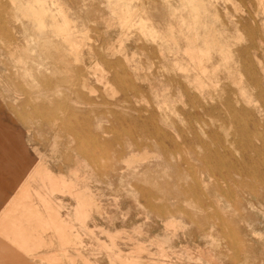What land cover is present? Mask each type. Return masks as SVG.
<instances>
[{
    "label": "rangeland",
    "instance_id": "rangeland-1",
    "mask_svg": "<svg viewBox=\"0 0 264 264\" xmlns=\"http://www.w3.org/2000/svg\"><path fill=\"white\" fill-rule=\"evenodd\" d=\"M263 111L264 0H0V160L31 157L0 210L33 173L66 223L3 262L264 264ZM45 170L93 198L86 216Z\"/></svg>",
    "mask_w": 264,
    "mask_h": 264
},
{
    "label": "bare ground",
    "instance_id": "bare-ground-1",
    "mask_svg": "<svg viewBox=\"0 0 264 264\" xmlns=\"http://www.w3.org/2000/svg\"><path fill=\"white\" fill-rule=\"evenodd\" d=\"M38 1V0H37ZM46 1V0H45ZM51 5L54 6L55 10L58 12V15H61L62 18H63V21L66 25L69 24V21L67 19V15L65 13V10L64 8L59 4L57 3V1H51L50 3ZM62 4V3H61ZM53 7L51 8H48V9H44L45 11L48 12L49 16L51 18H53L55 21L56 20V15L53 13V10H52ZM177 14V13H176ZM46 16V15H45ZM44 16V17H45ZM49 18V17H48ZM36 19V18H35ZM145 18L143 16H140V21H144ZM62 25V24H61ZM172 26H170L171 28ZM150 28H151V25H150ZM182 29V27H181ZM152 32H154L155 29H152ZM176 30V29H175ZM180 31V30H179ZM173 32V31H172ZM176 32V31H174ZM66 33V31H65ZM172 34V33H170ZM170 36V35H169ZM175 36V35H174ZM195 37V36H194ZM193 37V38H194ZM173 38V37H172ZM187 38V37H186ZM171 39V38H169ZM175 39V37H174ZM173 40V39H172ZM171 40V41H172ZM176 40V39H175ZM174 40V41H175ZM188 40V45L186 46V48H184V52L188 53V55L190 56L191 59H194L197 58L194 62V65L193 66L194 68L192 69H195V67L197 66L198 69L200 68V71L203 75H206L207 74V68L206 66L203 64L202 62V58L203 56H206L208 57L209 54L208 52L206 53H202L200 55L197 54L196 56L195 55H192L191 51H195V53L199 50H203L202 48L196 46L193 44V42H195V39H192V37L190 39H187ZM200 41V40H199ZM199 41L196 40V42L198 43ZM207 41V40H206ZM191 43V44H189ZM202 43V42H201ZM208 44V43H207ZM201 46V45H200ZM223 46V45H222ZM227 46V45H226ZM112 47V46H111ZM173 47V46H172ZM185 47V46H184ZM221 47V46H220ZM219 47V48H220ZM69 48V47H68ZM170 48V46H169ZM168 48V50H169ZM213 48V47H212ZM224 48V47H223ZM172 50V49H171ZM198 50V51H197ZM211 50V49H210ZM209 50V51H210ZM228 50V49H227ZM227 50H225L227 52ZM230 50V49H229ZM224 52V51H223ZM211 53V52H209ZM213 53V52H212ZM228 53V52H227ZM194 54V52H193ZM204 54V55H203ZM230 54V53H228ZM186 55V54H185ZM231 55V54H230ZM220 56V55H219ZM227 56V55H226ZM213 57V56H212ZM211 57V59H212ZM224 57V55L222 56V58ZM228 57V56H227ZM183 59V58H182ZM180 59V60H182ZM189 59V58H188ZM221 59V58H220ZM225 59V57H224ZM222 59V60H224ZM179 60V58L177 59ZM175 59V61H177ZM174 61V63H175ZM184 61V60H183ZM186 61V60H185ZM220 61V60H219ZM229 61V60H227ZM97 62V61H96ZM182 62V61H181ZM191 62V61H190ZM178 63V62H177ZM184 63H187L184 62ZM189 63V62H188ZM192 63V62H191ZM227 63V62H226ZM259 63V62H258ZM216 64V63H215ZM215 64L213 66H215ZM219 64L221 67H223L220 62L217 63ZM216 64V65H217ZM179 65V63H178ZM227 65V64H226ZM261 65V63H260ZM182 66V65H181ZM179 66V67H181ZM185 66V65H184ZM190 66V65H189ZM209 66H212V65H209ZM219 67V66H218ZM220 67V68H221ZM263 67V66H262ZM261 67V68H262ZM182 68V67H181ZM180 68V69H181ZM185 68V67H184ZM217 68V66H216ZM215 68V70H216ZM179 69V70H180ZM188 69V68H187ZM219 69V68H217ZM68 70V69H67ZM183 73L184 69H181ZM180 70V71H181ZM186 70V68H185ZM197 70V69H195ZM214 70V68H213ZM104 71V70H103ZM189 72V70H186ZM191 71V69H190ZM211 72H213L211 70ZM186 73V72H185ZM104 72H102V76L104 77ZM200 74V73H198ZM210 74V72H209ZM208 74V75H209ZM215 74V73H214ZM214 74H210L212 76H214ZM99 75V74H98ZM101 75V74H100ZM187 74H185L186 76ZM201 75V74H200ZM201 75V76H203ZM98 77V76H97ZM106 78V77H105ZM104 78V79H105ZM192 78V77H191ZM205 78V77H204ZM211 78V77H210ZM209 78V80H210ZM185 79V77H184ZM189 79V78H187ZM186 79V80H187ZM193 79V78H192ZM195 79H196V76H195ZM207 79V78H205ZM213 79H216L213 77ZM107 80V79H106ZM194 80V79H193ZM192 80V81H193ZM209 80H206V81H209ZM191 81V79H190ZM191 81V82H192ZM211 81H212V78H211ZM104 82V81H103ZM196 84L199 85L197 86V91L199 90L200 93L203 92V87L202 86V83L203 81H200L199 78L197 77V79L195 80ZM213 82H217L215 80H213ZM109 83V82H108ZM107 83V84H108ZM106 84V85H107ZM208 84V83H207ZM206 84V85H207ZM212 84V83H211ZM87 87V86H86ZM108 87V86H107ZM206 88V86H205ZM110 90V89H109ZM112 90V88H111ZM94 96V95H92ZM61 97V96H60ZM145 104V103H144ZM142 105V103H141ZM203 107V106H202ZM264 112V111H263ZM263 114V113H262ZM260 115V114H259ZM45 120V119H44ZM3 121V120H1ZM5 121V119H4ZM9 122V121H8ZM2 124V123H1ZM13 125V124H12ZM5 127V126H4ZM2 125H0V128L3 130V129H6V127L4 128ZM12 130L9 129V133L11 132ZM210 132V131H209ZM9 138H10V141L11 144H9L8 142L4 141V146L6 148H8L9 150V153L11 155H13L15 158H18V154L14 153V147H17L16 149H22V145L19 141H18V138L16 137H13L12 135H9ZM23 155V150L21 152ZM232 156V155H231ZM24 158L25 160L24 161H21V165H22V169L19 170V171H14V170H10V169H6V164H5V161L4 160H0V187L1 189H3L4 193L6 194L8 191L12 190L13 188V184L15 183V181L21 176L22 174V171L23 169L25 168V166L29 163H31V157L26 153L24 155ZM212 158V157H211ZM228 158H230L228 156ZM236 158V157H235ZM261 158V157H260ZM221 160V159H220ZM219 160V162H220ZM240 160V159H239ZM223 161V160H222ZM231 161V160H230ZM229 161V162H230ZM251 161V160H250ZM253 161V160H252ZM257 161V162H256ZM248 162V160H240V161H237L236 164L237 165H240L241 167H243L244 164H246ZM256 163H258V160H255ZM217 164V163H216ZM220 164V163H219ZM223 164V163H222ZM228 164V163H227ZM235 163H231V166L233 167L234 165H236ZM230 165V164H229ZM228 165V166H229ZM224 168H228V167H225L224 165ZM233 168H236L235 166ZM261 168V167H260ZM34 169V168H33ZM37 169L38 166H37ZM230 169V168H229ZM237 169V168H236ZM240 169V167H239ZM237 169V170H239ZM32 170V169H31ZM35 170V169H34ZM235 170V169H234ZM27 174V173H26ZM33 174V173H32ZM31 174V175H32ZM229 174V173H228ZM31 175L27 174L26 176H24V180H23V183L20 184V186L18 187L17 191L14 192V194L12 195V197L10 198L9 202L5 205V207L3 209L0 210V231L2 232L3 236L0 235V249L1 248H9V245L7 244V240H10V241H13V242H18L20 243L21 245H26L28 248L29 247H32V246H35L37 244H39V237L41 236L40 233L41 232H44L45 230H47L48 228L53 227L54 229L56 230H59L60 232L63 230V228L66 226V223H64V221L61 219V216L60 214L57 212V211H54L53 207L51 206V203L50 201L44 196V194L39 191V190H35V192L33 193L31 191V185L29 183V180L31 178ZM34 176V174H33ZM32 176V177H33ZM45 176L49 179V181L51 182V184L53 186H58V185H61V186H65L67 187L68 189L72 190V192L74 193V195L76 196L77 198V211H78V214L79 215H82V216H86L88 214V209L94 205V200L93 198L90 196V195H87V194H84L83 192H80L78 190H73V182L71 181H66L64 179L63 176L59 175H55L53 172L49 171V170H45ZM2 183H4V185H2ZM5 187V188H4ZM45 187V186H44ZM47 189V187H46ZM221 189V188H220ZM16 190V189H15ZM34 197H36L39 202H37ZM59 203V202H58ZM43 206L44 207V210L45 212H42L41 209H40V206ZM46 214V216H45ZM68 228V227H67ZM17 249V248H16ZM5 253V252H4ZM4 253L0 251V264H5V262H3L2 260V257L4 256ZM24 254V253H22ZM25 255V254H24ZM65 256V254H64ZM136 262H130L129 264H134Z\"/></svg>",
    "mask_w": 264,
    "mask_h": 264
}]
</instances>
